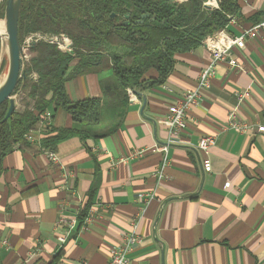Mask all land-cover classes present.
<instances>
[{
  "label": "crops",
  "instance_id": "obj_1",
  "mask_svg": "<svg viewBox=\"0 0 264 264\" xmlns=\"http://www.w3.org/2000/svg\"><path fill=\"white\" fill-rule=\"evenodd\" d=\"M237 2V16L224 27L235 36L264 19V0ZM205 7L215 8V0ZM229 59L235 67L217 64L209 88L187 110L186 127L169 146L163 177L156 150L168 139L163 121L168 107L194 89L209 66L204 45L175 54L163 83L131 90L132 100L126 90L125 105L115 110L103 98L113 84L109 59L67 81L72 102L104 100L99 122L84 126L62 110L53 111L50 127L85 130L87 138L59 143L52 151L59 160L51 162L40 146L47 132L41 130L34 143L17 145L5 156L2 264H53L57 254L56 264H108L110 248L132 232L142 243L128 264H264V135L255 131L264 125V31L232 49ZM147 76L157 78L154 71ZM245 90L249 97L237 107V116L254 132L225 130L227 114L238 104L235 94ZM204 136L216 139L207 152L197 149ZM135 152L142 154L133 157ZM90 190L93 221L83 228L79 214Z\"/></svg>",
  "mask_w": 264,
  "mask_h": 264
},
{
  "label": "trees",
  "instance_id": "obj_2",
  "mask_svg": "<svg viewBox=\"0 0 264 264\" xmlns=\"http://www.w3.org/2000/svg\"><path fill=\"white\" fill-rule=\"evenodd\" d=\"M5 1L0 7V22ZM237 1L215 0L216 7L207 9L208 0H22L19 42L23 44L31 35L65 36L73 55L43 40L24 52L30 56L25 62L26 79L9 120L3 122L8 103L0 105V176L5 156L17 145H29L25 136L36 130L46 111L52 115L62 110L84 126L98 124L104 100L72 102L66 91L67 81L87 66L110 60L113 84L106 86L103 98L115 110L125 105L127 89L163 83L173 71L175 54L197 48L205 38L224 29L238 14ZM144 14L148 18L137 24ZM75 60L77 64L71 67ZM150 71L156 72V79L147 78ZM72 137L84 141L87 133L50 127L40 146L55 151L59 143ZM93 195L90 190L79 214L80 223L93 204ZM59 256L54 257L53 264Z\"/></svg>",
  "mask_w": 264,
  "mask_h": 264
},
{
  "label": "built area",
  "instance_id": "obj_3",
  "mask_svg": "<svg viewBox=\"0 0 264 264\" xmlns=\"http://www.w3.org/2000/svg\"><path fill=\"white\" fill-rule=\"evenodd\" d=\"M260 31H264V19L259 23L253 25L251 28L243 31L239 36L230 35L224 29H222L203 40L202 44L209 51L211 55V61L209 63V66L201 72L196 87L192 90L187 91L180 100L168 107L166 118L163 121V124L166 126L168 131V139L165 144L156 147V150L162 155L161 170L158 172L159 177H163V169L168 163L169 146L173 143H176V139L178 138L180 132L186 127L185 118L187 110L189 109V107L197 105L201 93L209 88V82L213 75V68L217 64L224 62H227L230 67H235L232 60L229 59L228 61L231 50L235 48H243L246 40L254 39ZM63 37L64 36H61L64 42L59 44L58 48L61 51L65 52L71 49V45H68ZM30 39L31 37L29 36L25 39L24 42L26 43L30 41ZM127 92L129 94V99L132 100L134 98L132 91L130 89H127ZM235 97L238 104L228 112L225 130L229 129L238 134L253 133L254 126L250 123L241 121L237 116V107L249 97V91L245 90L242 92H238L235 94ZM51 122L52 115L49 111H46L41 116V119L38 123V129L36 131H29V133L25 136V140L29 143H34L35 134L39 135L41 130H48L50 128ZM255 131L259 134L264 135V125L257 126ZM215 142L216 139L214 136H204L199 140L197 149L201 152H207L208 149L212 148L215 145ZM45 154L51 162H57L59 160L54 152L45 151ZM141 154L142 153L140 152H135L132 154V156L137 157ZM203 167L205 171H209L208 161H205L203 163ZM150 198L151 197L149 196H145L143 198V201L147 202ZM93 211L94 210L92 209V207L88 208L86 215L82 218L81 223L83 228H85L93 221ZM69 224V226L73 228L76 225V221L71 220ZM59 242L61 245H63L65 242V238L60 239ZM141 243L142 238L134 232L125 234L119 245H115L110 248L108 255V264H128L129 255L133 251L134 247L140 245Z\"/></svg>",
  "mask_w": 264,
  "mask_h": 264
},
{
  "label": "water",
  "instance_id": "obj_4",
  "mask_svg": "<svg viewBox=\"0 0 264 264\" xmlns=\"http://www.w3.org/2000/svg\"><path fill=\"white\" fill-rule=\"evenodd\" d=\"M2 2L3 0H0V7ZM21 3L22 0H6L3 10V31L0 30V71L3 62L5 63V60L7 62V70L5 73L4 81L0 84V105L5 102L8 103L3 122L9 120L12 113L14 112L16 104L15 100L18 96V93L21 91L26 79V57L24 55V52L31 49L34 44L40 40L55 43L57 45L64 42L61 37L57 36L42 37L39 35H31L30 41L21 44L18 38V17ZM148 16V14L142 15L140 17V20H138L136 23L142 24L143 20L148 18ZM112 17L113 15H111L110 18ZM125 18H127V16H125ZM153 20L154 17L150 19V21ZM63 38L66 40L68 45H71V42L65 36ZM65 52L69 55H73L72 49H69ZM4 54L6 55L5 57Z\"/></svg>",
  "mask_w": 264,
  "mask_h": 264
},
{
  "label": "rangeland",
  "instance_id": "obj_5",
  "mask_svg": "<svg viewBox=\"0 0 264 264\" xmlns=\"http://www.w3.org/2000/svg\"><path fill=\"white\" fill-rule=\"evenodd\" d=\"M3 22V20L0 22V24ZM3 26V25H2ZM1 26V27H2ZM27 51V50H26ZM25 51V52H26ZM6 55L4 54V57H5ZM26 57V59H25V62H27L28 61V59L30 58V56H25ZM6 70H7V62H6V60H5V63H4V65H3V67H2V69H1V71H0V76H5V73H6ZM17 99V98H16ZM15 102H16V100H15ZM49 152H52V151H49Z\"/></svg>",
  "mask_w": 264,
  "mask_h": 264
},
{
  "label": "bare ground",
  "instance_id": "obj_6",
  "mask_svg": "<svg viewBox=\"0 0 264 264\" xmlns=\"http://www.w3.org/2000/svg\"><path fill=\"white\" fill-rule=\"evenodd\" d=\"M2 26V23L0 24V27ZM1 31H3V28H0ZM5 76H0V84L4 81Z\"/></svg>",
  "mask_w": 264,
  "mask_h": 264
}]
</instances>
